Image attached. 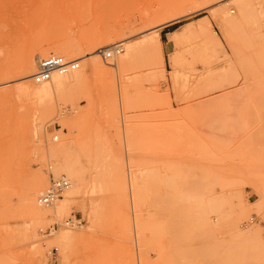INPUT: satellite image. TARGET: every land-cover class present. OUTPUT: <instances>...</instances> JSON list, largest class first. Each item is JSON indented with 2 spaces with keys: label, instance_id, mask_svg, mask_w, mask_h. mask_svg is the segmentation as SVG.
Wrapping results in <instances>:
<instances>
[{
  "label": "rangeland",
  "instance_id": "1",
  "mask_svg": "<svg viewBox=\"0 0 264 264\" xmlns=\"http://www.w3.org/2000/svg\"><path fill=\"white\" fill-rule=\"evenodd\" d=\"M208 1L0 0V264H264V0ZM61 42L76 78L18 88ZM59 175L62 212H24Z\"/></svg>",
  "mask_w": 264,
  "mask_h": 264
},
{
  "label": "bare ground",
  "instance_id": "2",
  "mask_svg": "<svg viewBox=\"0 0 264 264\" xmlns=\"http://www.w3.org/2000/svg\"><path fill=\"white\" fill-rule=\"evenodd\" d=\"M233 1H235V0H210L205 4L212 5V6L214 4H217V3L221 4L224 7L220 8L219 11H221L222 13H227V11L224 10L225 6L230 4ZM239 3H240V1H239ZM237 5H238V3H237ZM239 5H242V4L240 3ZM249 5H250V3L245 2V3H243L242 8H244V9L248 8ZM162 6L163 7L168 6V4H164ZM238 8H240V7H238ZM242 8H240V9H242ZM217 13H219V12H217ZM176 16L177 15H171V18L168 19V21H166L164 23L171 22ZM147 17H149V16H147ZM135 23H136V21H135ZM125 30H127L126 26L123 27L122 25H118L117 27L112 28L111 31H107L106 32L107 35L105 34V36H106L105 38H107L108 34H110V33H125L126 32ZM127 31H129V30H127ZM80 33H81V35H83V37L86 36V38H85L86 39L85 40L86 45L90 46L89 48H91L92 52H94V53L97 51L98 52L101 51L99 48L101 42H106V40H107L104 38V34L101 35L102 37L100 36V38H101L100 39L98 35H89L85 31H81ZM126 34L128 35V33H126ZM98 38L101 41L100 43H98ZM102 38H104L105 41ZM61 48H63V49L69 48L68 42H66V43L61 42V43H59L58 46H54L50 50L41 49V48L36 49V51L32 55L27 56L23 65L21 67H19V71L16 74V77H18L19 81H21L17 87L20 88L22 91H27L28 93L35 95V96H37V95L46 96L50 93L51 89L52 90H58L59 88L62 87V85L65 82H67L73 78H76V76L79 74L78 71H76V70H78L80 68V60L79 59H81V58L76 57L73 54V52H75L76 49L79 48L78 45L75 42H73L72 46L70 45V49L67 50V54L71 55V57L77 58V60L79 61L78 68H76L74 70L67 71L65 73H61V74L53 73L52 76L48 80H45V81L40 82V83H37L32 79L31 75L37 70L38 61L43 59V58H46L48 56L55 55L56 53H63ZM106 52L107 51L105 50V53ZM114 52L118 53V49H115V51L111 50L110 56H112V54H114ZM132 52H133V47L131 46L128 49V54H130ZM60 56H63L64 58L67 59L66 55H64V54L60 55ZM93 68L97 69V67L95 65L93 66ZM30 79H32L35 83L31 82ZM49 84L51 85V87H49ZM61 176L65 177V179L68 182L67 187H65L63 189L62 193L64 191L65 192H64L62 198L59 199V197L62 195V193H61V195L58 198H56L51 204H48V205H39L38 204L39 196L50 186V183H49V186L43 192L42 191L40 192L41 188L45 184L44 178L40 179V178L36 177L37 179L35 178L29 186L25 187L22 191V201H21L23 208L25 209L24 212L26 211L28 215H30L33 218H36V217H40V216L44 215L43 213H46L42 208H39V207H45L46 208V207L52 206V208L54 209V213L57 215L60 214L62 212L63 208L67 206V203L73 194L72 190H67L70 187L69 179L65 175H59L58 177H61ZM55 178H57V177H55ZM185 191H187V190H185ZM38 192H40V194L38 195V197L36 199L35 197H36V194ZM185 200H187V199H185ZM36 202H37V204H36ZM188 204H190V202ZM68 220H70V221H68ZM68 220L65 222V225H67V226L73 227V226H76L79 224L78 222H76L77 221L76 219H74V220L68 219ZM185 220H186V218H185Z\"/></svg>",
  "mask_w": 264,
  "mask_h": 264
},
{
  "label": "built area",
  "instance_id": "3",
  "mask_svg": "<svg viewBox=\"0 0 264 264\" xmlns=\"http://www.w3.org/2000/svg\"><path fill=\"white\" fill-rule=\"evenodd\" d=\"M110 55L111 51H107L104 54V56L107 57ZM78 66L79 61L77 59H66L60 55H51L39 60L37 70L31 75V77L35 82L40 83L48 80L53 73H65L78 68ZM67 184L68 182L63 176L51 179L50 186L39 196L38 204H51L61 195L63 189L67 187ZM76 222L79 221L77 220Z\"/></svg>",
  "mask_w": 264,
  "mask_h": 264
}]
</instances>
